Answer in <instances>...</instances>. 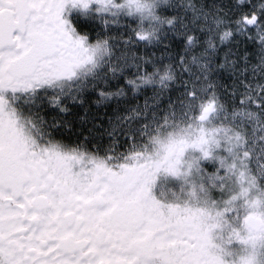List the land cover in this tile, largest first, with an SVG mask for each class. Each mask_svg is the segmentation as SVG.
<instances>
[{"label": "snow or ice", "instance_id": "6c2138e0", "mask_svg": "<svg viewBox=\"0 0 264 264\" xmlns=\"http://www.w3.org/2000/svg\"><path fill=\"white\" fill-rule=\"evenodd\" d=\"M0 264H264V0H0Z\"/></svg>", "mask_w": 264, "mask_h": 264}]
</instances>
